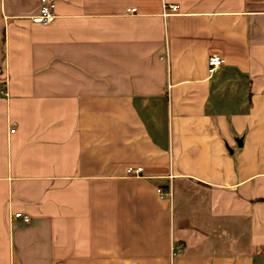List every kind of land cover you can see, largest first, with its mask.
Returning <instances> with one entry per match:
<instances>
[{"label": "crops", "instance_id": "obj_1", "mask_svg": "<svg viewBox=\"0 0 264 264\" xmlns=\"http://www.w3.org/2000/svg\"><path fill=\"white\" fill-rule=\"evenodd\" d=\"M40 1L0 0V264H264V0Z\"/></svg>", "mask_w": 264, "mask_h": 264}, {"label": "built area", "instance_id": "obj_2", "mask_svg": "<svg viewBox=\"0 0 264 264\" xmlns=\"http://www.w3.org/2000/svg\"><path fill=\"white\" fill-rule=\"evenodd\" d=\"M55 8H56V0H41L38 12L32 15V20L34 22L44 23V24L52 22L56 17ZM170 9L171 11H177L178 5H170ZM135 12H137L136 7L128 9V13H135ZM224 63H225V59L223 57L216 54L211 55L208 58L209 72L211 73L214 72L218 67L222 66ZM14 130L15 129H12L13 132ZM141 171H142L141 167L138 168L130 167L127 170L128 174H133V175H139ZM158 191L161 195L163 194V190L161 188H159ZM15 216L17 218L23 219L25 222H28L30 220V218L27 215H24L21 212L15 213Z\"/></svg>", "mask_w": 264, "mask_h": 264}, {"label": "trees", "instance_id": "obj_3", "mask_svg": "<svg viewBox=\"0 0 264 264\" xmlns=\"http://www.w3.org/2000/svg\"><path fill=\"white\" fill-rule=\"evenodd\" d=\"M260 200H264V198H261Z\"/></svg>", "mask_w": 264, "mask_h": 264}]
</instances>
